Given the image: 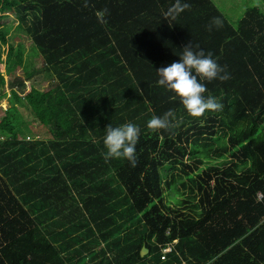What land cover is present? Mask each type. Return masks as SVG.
I'll return each mask as SVG.
<instances>
[{"label": "trees", "instance_id": "16d2710c", "mask_svg": "<svg viewBox=\"0 0 264 264\" xmlns=\"http://www.w3.org/2000/svg\"><path fill=\"white\" fill-rule=\"evenodd\" d=\"M182 2L166 18L175 0H0V35L17 19L41 56L26 76L51 81H19L0 118V264H264V11L234 26L212 0ZM213 17L223 27L209 31ZM190 41L229 76L205 82L223 109L199 119L156 83ZM168 110L172 128L151 132ZM127 122L136 167L103 157L105 127ZM199 148L221 161L198 170Z\"/></svg>", "mask_w": 264, "mask_h": 264}, {"label": "clouds", "instance_id": "9594fccd", "mask_svg": "<svg viewBox=\"0 0 264 264\" xmlns=\"http://www.w3.org/2000/svg\"><path fill=\"white\" fill-rule=\"evenodd\" d=\"M85 0L84 7H87ZM189 8V4L182 0H175L173 10L166 14L179 15ZM108 9H101L95 12L99 22L106 23L105 17ZM223 20L220 17H213L206 26L209 31L223 27ZM178 61L172 62L166 67L156 69L158 76L157 85L171 93L173 100H178L183 105L187 114L194 119L201 118L206 112H217L223 109L215 97L205 96L207 86L205 82L213 80L225 81L229 78L226 68L218 64L213 54H207L200 49L198 44L193 45L190 41L181 51ZM175 117L173 110H168L161 116L153 115L147 121V128L153 133L161 130L168 131L172 128V121ZM103 145L105 162L111 159H125L131 167H136V144L140 136V128L132 122L113 127L111 124L105 127ZM163 140V136L159 137Z\"/></svg>", "mask_w": 264, "mask_h": 264}, {"label": "rangeland", "instance_id": "374dc122", "mask_svg": "<svg viewBox=\"0 0 264 264\" xmlns=\"http://www.w3.org/2000/svg\"><path fill=\"white\" fill-rule=\"evenodd\" d=\"M212 1L220 8L223 14L226 15V17L234 26L247 7L257 5L262 11H264V4L261 0ZM7 22L8 25L3 28L4 36L0 35V118L3 116L6 107L9 106L8 99L11 93L10 88L14 87V89L21 91V88L19 87V81H22L24 86L22 88H24V91H28L31 88L40 91H46L51 86L50 79L40 78V76H37L36 74H31L30 77L26 76L27 71H33V68L38 67L41 63L40 53L34 45L32 46L34 53L32 52V49L29 47L31 40L28 38L22 28H17V19L9 18ZM20 48L21 50H24V58L22 64L18 65L16 52ZM32 61L34 62V67L32 66L33 64H31ZM16 79L17 81H15ZM29 131H33L31 130L30 125L23 126L21 133L18 135L19 137L24 136L25 134H28ZM199 151L200 153L198 152L197 156L202 160V163L199 165L198 170L206 169L208 165H213L217 163V161H221L220 158L216 159V161L212 159L208 160V158L203 156V148H199ZM186 160L189 161L188 163H191L192 159L188 158ZM160 169L163 181H165V173L162 168ZM182 198L183 195H181L175 184H172L168 189H166L164 193V201L171 206L179 205Z\"/></svg>", "mask_w": 264, "mask_h": 264}, {"label": "built area", "instance_id": "2783aa9c", "mask_svg": "<svg viewBox=\"0 0 264 264\" xmlns=\"http://www.w3.org/2000/svg\"><path fill=\"white\" fill-rule=\"evenodd\" d=\"M173 247H172V244H167L166 246H164L162 249H161V255H160V258L161 259H165L166 258V254L167 253H170L172 251Z\"/></svg>", "mask_w": 264, "mask_h": 264}, {"label": "water", "instance_id": "95a60500", "mask_svg": "<svg viewBox=\"0 0 264 264\" xmlns=\"http://www.w3.org/2000/svg\"><path fill=\"white\" fill-rule=\"evenodd\" d=\"M148 252V249L143 245L139 250V255L143 256Z\"/></svg>", "mask_w": 264, "mask_h": 264}]
</instances>
